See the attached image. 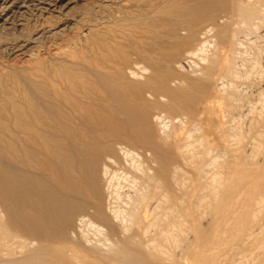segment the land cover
<instances>
[{
  "label": "bare ground",
  "instance_id": "bare-ground-1",
  "mask_svg": "<svg viewBox=\"0 0 264 264\" xmlns=\"http://www.w3.org/2000/svg\"><path fill=\"white\" fill-rule=\"evenodd\" d=\"M216 1L219 0H98L96 1L98 2L96 4L98 6H87L81 14V17L78 18L79 23L82 22L81 25H83L82 28L84 30L82 32L79 31L80 33L78 32V34L76 33V36L74 35L75 33L72 32L74 36L71 38L66 37L67 39L61 37L63 32L62 27L65 26L54 28L57 23L45 20L42 23H37L39 26L35 29L33 28L34 35H30L31 39L29 36L30 41H24L22 39V33L25 32L23 30L25 28V24L22 25L21 23L20 25L19 21V25H15V27H19V29L15 31L16 28L14 29L12 25L14 23L13 20L15 19H11L12 23L8 18L4 19L0 16L2 18H0V21L2 22L0 25L2 27L12 25L14 29L13 32H10L8 27L7 30L9 32L0 34V48H6L9 43H12L13 39L11 38L14 36L20 39L17 43H12L14 45L11 49L14 52V55L17 53H22L23 57H25L24 53L27 55L28 53L34 55L37 48L36 41L39 42V37L45 35L58 37L56 41L52 42L53 45H48L47 47L42 45L44 47L43 50L37 51L36 58L29 62L28 60H30V55L27 60L29 62L28 64L25 63L26 65L24 66L23 63H21L22 65L20 66H22V68H19L20 66L16 67V65L12 68L14 64L12 66L8 64L11 66V68L7 67L9 70L2 69V71H0V129L2 130L0 131L7 135L6 139H0V264H141L140 261L134 258L136 255L133 253H143L142 247L139 248L135 243L137 241H142L144 236L143 233L141 234L140 232L133 233L132 228L134 226H138L142 229L141 232H145L148 228L152 227L160 228V223L164 224V221L159 223V214L163 213L164 215V213H168L171 215L169 212L170 209H168L169 207H166L167 199L169 198L168 193L169 191H172L171 189L175 187L177 188L179 183L180 185H183L184 182L182 178L179 180L178 184L176 183L173 177L179 171H177L174 167V173L172 172L174 176L171 178L170 175L172 173L170 174L169 172L170 166H167L166 164V162H168L166 161V157L170 149L174 148L178 150V153L180 152L183 154L185 152L187 154L189 149L190 152H192L191 150L193 148H189L187 146L188 144L185 145V142L189 141V133V136L186 134V136H188L187 141H183L184 143L182 142L186 146L185 147L181 144V141L184 139V137L182 139L181 136L183 135V132L180 133L181 131L179 130V132H177L175 131L176 128H173V130L167 134L168 136L155 137L150 144L146 143L147 149H144L145 159H143L144 156H142L143 162L145 160V163L147 164V170H145V172L142 171L139 166H136L135 162L137 159L135 160V158L138 157L136 153L128 148H119L121 144L119 147H115L116 145L113 143V139L115 140V138L121 137L129 141L134 138L132 142H137L140 139V133H137V129L140 131L142 128V122H140V119L143 117L145 118L148 114H151L149 112L150 110L152 111L155 104L154 99L159 97L162 99V97L165 98L175 94L171 89L170 85L172 84L169 82V78L172 75L173 70L175 71L174 68H176V70H181V68H183V66L180 65L181 62L179 61V63L177 61L180 51H184V49L188 46L191 47V45L196 44V42L199 41L198 39H200L198 36H202L201 33H198L199 31L201 32V28L199 30L198 27L194 26L195 24L193 26L196 29L198 28L197 30L199 31L194 28V30L191 29V31H182L180 25L185 24H181V16L184 17V14L187 15V17L189 16V18H193L196 22H200L196 25H204V23L211 24V29H207L208 31L205 29V34H208V38L205 37L206 39L204 42H199L198 45L196 44L197 49L195 51H188L189 53H187L189 56L193 57L199 55L204 56L200 59V61L204 62L207 65V68L201 76L202 81L212 83H214V81H220L221 83L232 76L234 78V75H237L238 77L244 75V78L247 77V79H249L251 77H249V75L260 68L258 66L259 63L256 61L257 59H254V61L249 60L248 63L250 61L252 63L248 65L247 63H244L248 66L243 65L244 68H248L247 71L245 69L244 72L239 75V72H234V69L239 67L236 66L237 52L241 47L243 48L242 42L239 41L242 39L239 36L241 33L249 36V34L254 32V30V33L256 34V30L258 31L260 26H264V21L262 18H259V12H261L260 10H263L264 6L263 8L261 6L262 9L259 10V7H257L256 4H249L244 0H238L236 4L237 6H231L229 4L226 5V3H223L224 5L215 9L212 7L215 6ZM222 1L224 2V0L219 2L222 3ZM227 1L229 3L231 2V0ZM36 2L38 1L36 0ZM27 3L30 2H28V0H4V3H2L3 7L0 6V9L1 11L4 9L20 13L23 11L24 13L28 8ZM220 3H218L217 6H220ZM75 5L76 0H61L56 7V10H58L61 15H69ZM43 12H45V10ZM12 13L13 12L10 13V18H12ZM191 15L195 16L192 17ZM18 16L20 17V14ZM16 17L17 16H15V18ZM22 18L24 19L25 17ZM18 19L19 18L17 17V20ZM184 28L188 29L187 27ZM1 30L3 31V29ZM4 31H6V28ZM258 34L259 32L257 35ZM65 35H67V33ZM247 38L248 37H246V39ZM260 38H262V36ZM21 39L24 42L21 41ZM10 40L11 42H9ZM6 42L9 43L7 44ZM39 47L41 48V45ZM209 47L212 51H209ZM7 48L10 49L9 46ZM1 49L0 54L4 52H1ZM40 52L43 54H40ZM240 52L241 51H239V53ZM9 53L10 52L6 54L9 55ZM6 54L4 52V55ZM19 56H21V54ZM0 59H2V56ZM174 59H177L176 62ZM2 61L4 62V59ZM1 64L3 65L2 62ZM199 81L200 80L195 81L194 83L199 85ZM224 83L225 82H223V84ZM189 86L190 89L188 88V90L198 88L197 86L195 87V84L191 85V83ZM183 92L185 91L183 90ZM263 92L259 93L260 97L258 98L261 99V97H264ZM185 94L183 96L185 98L188 97L185 96ZM187 95L189 94L187 93ZM166 101L167 100H163L162 102ZM261 101H259L260 105ZM210 102L205 104L204 107L202 106L203 110L201 115L204 118L207 117L208 122L205 120V123L209 125V127L213 126L214 122H217L215 124L219 127L220 125L218 124L223 123L219 120V113L216 111V109H218V107L215 106L216 101ZM263 108L262 110H259V113L260 111L264 112ZM191 114L194 113L192 112ZM260 114L258 116H261ZM139 115L142 117H139ZM138 117L139 121H136ZM159 118L160 117H158V120ZM136 122L140 123H138V128L135 127L137 124L134 126ZM180 123L182 122L180 121ZM132 126H134L133 128H136L134 131ZM165 126L167 127V124H165ZM193 126L196 128L195 126L197 125L193 124L191 129H194ZM175 127H178L177 129L180 128V126ZM219 128L221 129V126ZM128 129H130V132L127 131ZM134 132L135 134H133ZM3 136L2 138H4ZM191 142L192 141H190V143ZM199 143L201 144V142H198L197 144L200 145ZM192 146L194 148L196 147L193 143ZM177 150L175 151L177 152ZM196 151L194 150L192 153L197 155ZM190 152H188V156L192 158L194 154L193 156H190L192 155ZM186 154L184 156H187ZM207 156L208 155H206V157ZM180 157L183 158L182 156ZM214 160L215 159L212 161L213 164ZM127 165L129 166L128 171L130 170V173L131 169L134 168L133 171L137 170L138 172L141 170V173L145 172L147 174V177L143 176L146 177L144 179L139 173L144 180L148 178V184H145L147 182H141V184L143 183L144 188H147L145 185L149 186L150 189L148 188V192H146V190L142 191L144 189L142 188L143 185L141 187V184L137 181L138 183L136 184H140L141 189L139 190H141V194H143L142 196L139 195V197L135 194V200H132V197L131 199H128L126 196L125 198H127L129 202L131 200L130 203L134 204H130V206L133 207H130L131 209L129 210L128 206V209L126 208L128 211L125 212L123 211L125 209L121 208L123 209L121 210L119 207L114 206V204L117 203H114L116 200L111 202L109 198H103V185H101L100 181L105 180L108 182L110 188H112V184H115L113 183L115 180L116 183L117 180L120 179L128 182L130 176L127 174ZM182 167L181 169H183ZM244 167V169L242 166L239 168L245 170L247 167ZM248 169H246V171H249ZM255 169H252L253 172L251 171V174L256 172L257 169ZM259 169L263 170V167ZM235 170L237 174L233 173L234 171L232 172L233 179H236L238 182L246 180V177H244L241 172L237 171L239 169ZM263 171L259 176L255 177L256 180H254V182L250 179L254 176H250L248 173L250 176L249 181L252 183L251 185L249 184L251 188L246 190L247 192L249 191L247 195L245 190H243L246 195V199L243 201L245 204L246 202L251 203L262 189L264 191ZM245 173L247 174V172H244V174ZM258 173H260V171ZM181 174H183V172H181ZM219 175L216 174L211 177L213 182L210 183L211 186L208 188L210 189L209 195L211 194L210 196H212L215 201L216 198H218L217 192L219 188H223L221 184L223 179L220 178L221 182L217 179ZM231 175L232 174L227 177H232ZM234 175L237 178H234ZM140 176H137L138 178L136 179H140ZM215 176L217 178L213 179ZM177 177L178 176H176V178ZM143 179L139 181H142ZM172 179L173 182L175 181L174 185L176 186L174 187L171 186L173 184ZM230 179L232 180V178H229L228 180ZM226 180L225 184L227 186L229 181H227V183ZM247 180L243 181V183L248 182ZM122 183L124 185V181ZM185 184H187V181H185ZM235 184L236 183L233 185ZM231 185L232 184H230V187L233 186ZM118 187L119 186H116V188ZM207 187L209 186L206 184V189ZM230 187L228 188L230 189ZM113 188H115V186ZM237 188L233 187V191ZM119 189L121 190V188ZM186 189L188 190V188ZM116 190L114 189L115 194L117 193ZM177 190L179 191V189ZM204 190L203 192H205ZM182 191L185 192L186 190L184 191L182 188ZM227 192L230 191L228 190ZM177 194L178 192L176 195ZM113 195L114 194H112L111 197H113ZM184 196L181 197V199H184ZM193 196H195L194 192ZM200 197H198V199ZM238 197H241V195ZM185 199L187 200V198ZM200 200H198V202ZM204 200L206 202V198ZM188 202H191V199H188ZM256 202L257 204L260 203L264 206L263 200ZM179 203L180 202H178V204ZM199 203H203V205L205 204L202 200ZM245 204L244 206H246ZM126 205H129V203ZM179 205L181 206V204ZM252 205L254 206V204L251 203V206ZM169 206L171 207V205ZM189 206L191 205L188 204V207ZM258 206L260 207L261 205H257V207ZM138 207H141L142 209L138 210ZM183 207H185V205ZM193 209L195 210L194 207ZM243 209H245V207ZM173 210L171 209L170 211ZM76 211L81 213L77 222L79 225H82V227L84 226V230H80V232H82L80 233L77 241H72L73 239L70 240L69 231H64L63 234L62 232L64 228L61 229L62 232L59 235H52V232L49 230L50 228L48 229L47 227H49L50 224H55L54 222L58 223L57 221H61V219L63 220L65 216L73 220L72 216ZM124 212L126 214H124ZM179 212L182 213V210ZM248 212L250 213V211ZM183 213L181 215L185 218L186 216ZM236 214V217L240 216L238 213ZM240 214H243L242 211ZM245 215L244 217H246ZM164 217L169 218L166 217V215H164ZM164 217L161 219H164ZM244 217L242 216V218ZM175 219V221L178 220L177 218ZM182 219L180 218L179 221ZM237 219H239V217H237ZM72 220L69 221L70 225L72 224L71 222H73ZM234 220L236 221V218ZM234 220H231V222ZM63 221L62 223L64 224ZM66 221L67 220H65V223ZM40 222H43L49 230V235H51V237L49 235L47 236L50 238H52V236L54 237L52 240L57 238L61 241L62 238L63 242L61 241L62 244L59 243L61 245H59L60 248H58L61 253L63 252L62 250L66 251V248L71 247V251H68L67 249V255L69 256H65L66 253L65 255H61L59 252L58 254V249H53L54 247L47 249L43 245H39L36 249L31 248L36 244V242L41 244L44 241L43 239H45L46 234L43 231H48L45 227H41L45 225H41ZM174 222L170 225H175ZM167 223L168 222H166V225ZM241 223L243 224V221H241ZM58 224L62 225L61 222ZM66 224L69 225L68 221ZM233 224H235V222ZM166 225L163 227H166ZM36 226L39 230L36 229ZM238 226L240 228V230L238 228L239 233H241L242 225L239 224ZM64 227H66V225ZM41 228H43V234L41 233ZM69 228L70 226L68 229ZM85 228H91L90 230L96 229V235L98 237L95 238V241L91 240L88 230ZM180 228L181 226L179 229ZM53 230H55L54 227ZM160 231L162 232V230ZM55 232L57 233L58 231L56 230ZM164 232H166V230H164ZM201 232L202 233L199 232L200 234H198L199 238H202V235L204 238L205 234H203V231ZM251 232L250 234H252ZM198 235L196 238H198ZM71 236L73 235L71 234ZM159 236L160 238H169L168 233L160 234ZM148 237L146 238L148 239ZM156 238H158V236ZM64 240H66V242L68 241V243H64ZM153 242L155 243L156 241L152 239L150 242L151 245ZM146 243L144 242V244ZM145 248L149 249L147 248V245ZM258 250L260 249L258 248ZM187 251L189 252V249ZM193 258L195 264H201V262L210 264L211 262V258L203 254L202 250L199 253L194 254ZM215 260L216 259H214V261Z\"/></svg>",
  "mask_w": 264,
  "mask_h": 264
},
{
  "label": "rangeland",
  "instance_id": "rangeland-1",
  "mask_svg": "<svg viewBox=\"0 0 264 264\" xmlns=\"http://www.w3.org/2000/svg\"><path fill=\"white\" fill-rule=\"evenodd\" d=\"M37 1L38 2H36V0H34V2H33V0H31V1L28 0V2H30V3H27L28 8L24 12L25 15H24L23 11L21 12L23 16L21 15L20 12H15L13 10H4V9H2V11H1V9H0V12L2 13V14L0 13V16L2 18H4V19L8 18L10 22H12L13 19L16 20V21L13 20L14 23L16 22L15 24L12 22L13 23L12 25H13L14 29L16 28L15 31H17L19 29V27H15V25L18 26L19 23H20V25H21V23H22V25H24V24L26 25V26L24 25L25 28L23 29L25 32L22 33V36H23L22 39L24 41L29 40V36L30 35H34V32H33L34 29L39 26V24H37V23H42L45 20L46 21H51V22L57 23V24H55V27L54 28H58L60 26L61 27L62 26H65V27H62V30H63V32L61 34L62 35L61 36L62 38L67 39L69 37L70 38L73 37L74 35L76 36L79 31L82 32L84 30L82 28L83 25H81L82 22L79 23L78 18L81 17V14L85 10V8H87V6H92V5L98 6V5H96L98 3L96 1H98V0H76V5L74 6V8L71 11V13L69 15H67V14L66 15H61V13L58 10H56L57 9L56 7L61 2V0L60 1L59 0H37ZM50 1H51V3H50ZM219 1L221 2V0H219ZM219 1H216L215 6H213L212 8L217 9L218 7H221L222 5H224L225 3H226V5L229 4L231 6H237L236 4L238 2V0H231L230 3L227 0H226V2H225V0H224V2L222 1V3H220ZM244 1L248 2L249 4H256L257 7H259L258 8L259 10L262 9L263 6H264V0H257V2H256V0L255 1L254 0H251V1L250 0H244ZM2 3H4V0H0V4H1L0 6L1 7H3V4ZM218 3H220L221 5L219 4L220 6H217ZM33 4H36V5H33ZM31 5H33V6H31ZM261 6H262V8H261ZM41 8H42V10H41ZM29 9H30V11H29ZM43 9L45 10V12H43L44 11ZM49 9H51V10H49ZM207 10H209V9H207ZM260 11L261 12H259V15L261 17L259 16V18H262V20L264 21V14H262V13H264V8H263V10H260ZM11 12H13L11 14L12 15V18H10L11 17L10 16V13ZM4 13H6V14H4ZM19 14H20V17L18 16ZM41 14L43 15V17H42ZM39 15H40V17H39ZM56 15H58V16H56ZM15 16H17L19 19L17 20V17L15 18ZM21 16L22 17H25V18L23 19ZM44 16H45V19H44ZM194 16H192V17H194ZM20 18H21V20H20ZM187 18H189V16L187 17V15H185V14H184V17L181 16V19H182L181 20L182 21L181 24H185V25H180V28L182 29V31H186V30L187 31H191V29L192 30H194V29L197 30L198 28L200 30V28H201V32L199 30H197V31H199L198 33L199 34L201 33L202 36H200L198 34L199 35L198 38H200V39H198L199 41H197L196 44L198 45L199 42H204V40L206 39L205 37L208 38V36H207L208 34L206 35L205 32L208 31L209 29H211L210 28L211 27V24L210 23H206L205 24L203 22L204 25L203 24L202 25L201 24L196 25L197 23H200V22H196L193 18H189V19H187ZM184 19H186V20H184ZM40 20H41V22H40ZM33 22H36V23H33ZM191 22H192V24L190 25ZM1 23L2 22L0 21V24ZM12 25L11 26H7V27H2L0 25L1 26L0 28L3 29V31L0 29L1 30L0 31L1 33L0 34H3L4 32H9V31L10 32H13L14 29H13ZM193 25L195 27H198V28L196 29ZM200 26H202V27H200ZM8 27L10 29L9 31L7 30ZM184 27H187L188 29H186ZM5 28H6V31H4ZM29 28H30V31H29ZM76 28H78L79 30L76 29ZM205 29H206V31H205ZM259 29H258V31L256 30L257 33L259 32L258 35H257V33L256 34L254 33L255 30H254V32H251L249 34V36L246 35V34H243V33L240 34L239 37L242 40H239V41L242 42L243 48L241 47L240 50H238V52H237V55H236V57H237L236 58V63L237 64H236V66H239V67L242 66V67H240L242 69H240L239 67H236L234 69L235 70L234 72H236V71L239 72L238 73V75H239L240 73H243L245 69H246V71L248 69L246 67L244 68L243 65L244 66H247L248 64L252 63L251 61H254V59L255 60L257 59L256 61L259 63L258 66L260 67V68L258 67L259 69L256 70L257 73L255 71L254 73H252L251 75H249V77L251 76L249 79H247V77L244 78L243 77L244 75L241 76L242 78L240 76L238 77L236 75L237 76L236 77L234 75V78L232 76L231 78L223 81V82H225L224 84H223V82L220 83V81H214V83H212V82H204V81L201 80V76H202L203 72L206 71L207 65L204 62L200 61V59L203 58L204 56H202V55L200 56L199 55V56L193 57V56H189L187 54V53L193 52V51H195L197 49V45L196 44L191 45V47L188 46L187 47L188 49L186 47H184L186 49L182 48V49H184V51L181 50L180 51V55L178 56L179 58H177L178 60L176 59L178 62L179 61L181 62V63L180 62L179 63H180L181 66H183L184 69L181 68V70H182L181 71L178 68L180 70L179 71V70H176V68H174L175 71L173 70V73L171 75L172 77L170 76V78L172 80L169 78V82L172 84V85H170L171 86V89L175 93V94H172L171 95L173 97L167 96L165 98L162 97V99H161V97H159L161 101L159 100V98L154 99L155 100V104L153 106L152 111L150 110V112H149L151 114H148L149 116L147 115L145 118L143 117V118L140 119L141 120L140 122H142V126H141L142 127L141 129L142 130L140 129V131H139V129H137L138 130L137 133L138 132L140 133V135L138 134L140 136V139L137 142H134V141L132 142V140L134 138H132V140H129V141L127 139H123L121 137L115 138V140L113 139V143L116 145L115 147H119L120 144H121L122 147L120 146L119 148H128L131 151H133L134 153H136V155L138 157L135 158V160L137 159L135 163H136V166H139V168L142 169V171L147 170L146 169L147 168L146 167L147 164L145 163V160L143 162V159H145L144 152L147 149L146 143L147 144H150L151 141L155 137H165V136H168L167 134H169V132H171V130H173V128L174 129L176 128L175 131H177V132H179V131H181L180 133L183 132V135H181L182 136V139L184 137L183 140L181 139L182 140L181 141V144L182 145H184L183 143L185 141H187V139H188L187 137L190 135L189 141L185 142V145L188 144L187 146L189 148H191V149L193 148L195 151L196 150L198 151V152L196 151V154L197 155H195V153H192V152H194V150L192 149L191 150L192 152H190V149H189L188 152L192 153V155H190V154L189 155L190 156H193V154H194V156H195V157L193 156L192 158L188 156V152H187V154L184 152L188 156V158H187V156H184L185 155L184 153L183 154L180 153V152L178 153V150L177 149H174L173 148V149H170L169 150V152L171 154H173V155H171L168 152V155L166 157V161H168V162H166V164H167V166H170L169 172L171 174L174 171L173 167L176 168L177 171H179V172H177V174L175 173L176 174L175 176L173 174L174 172L172 173L173 175L171 174L170 176H171V178L174 176L173 178H174V180L176 181L177 184H178L179 180L183 178L184 184L183 185H180V183H179V185H177L178 186L177 188L176 187L173 188L176 185H174L175 184V181L173 182V179H172L173 184L171 186H173L172 187L173 189H171L172 191H169V193H168V195H169L168 197L170 199L169 198L167 199L166 207L167 208L169 207L168 209H170V210L171 209L172 210L173 209L174 210H177L178 209V210L177 211H174V210L173 211H170L169 210V212L171 213V215H169L168 213L167 214L164 213V215H166V217H169V218H165L164 215H163V213L159 214L160 215V217H159L160 219L158 218L160 220V221L158 220L159 223L161 221L162 222L164 221L163 223L166 225V222H168L167 225H166V227H163L165 225L162 224V223H160V225H161L160 228L152 227L154 230L152 228H148L150 230H148V229L146 230L147 231V234H146V231L145 232H141L142 229H140L138 226H137L138 228L136 226H134L132 228L133 233H139L140 232L141 234L143 233V236L145 237V238L144 237L142 238V241H137L135 243L136 246H138L139 248L142 247V249H143L142 250V252H143L142 254L143 255L141 254V252H139V253L136 252V254H135V252L133 253L134 255H136V256L133 255L134 258H136L138 261H140L141 264H161V263H163V264H189V263L195 264L193 256H194V254L199 253L201 250L203 251V254H205L207 257L211 258L210 264H264V247H263L264 246V223H263L264 222V211H263L264 210L263 209L264 206H263V204H260V203L257 204V202H256V201L260 202L262 200L264 201V191H263V189L257 195L258 197L256 196L255 199L251 202L252 204H254V206L253 205L251 206V203H247L246 202V204H245V202H243V201H245L244 199H246L245 196L249 192V191L247 192L246 190L248 188L249 189L251 188L250 185H251L252 182H254V180H256L255 177L259 176L261 174V172L264 170V112L260 111L261 114L259 113V110H262V108L264 107V106H262V105H264V102H263L264 97L263 98L261 97V99L258 98V97H260L259 96V93H261V92L264 91V77H263L264 76V52H263L264 51V38H263L264 37L263 36L264 35V26L263 25L260 26ZM75 31H77V32H75ZM72 32L75 33V34L73 35ZM66 33H67V35H65ZM203 33H204V36H203ZM24 35H25V37H24ZM68 35H70V36H68ZM259 36L260 37L262 36V38H260ZM53 37H54L53 35H45V36L39 37V42L36 41V44H37L36 47L39 48L40 50L36 48V51H35L34 55L31 54V53L30 54L28 53V55L26 53H24L25 54L24 55L25 57H23L22 53L15 54L18 57H16L14 55V52L11 49V47H13V45H14L12 43H17L18 41H20V39H18V37H16V36L12 37L11 38V39H13L12 40V43H9V42H11V40L9 42H6L7 44L9 43L8 46H9L10 49L7 48L8 46L6 48H2V49L0 48L1 49V52L4 51L5 54L8 53V52H10L9 55L8 54L4 55V52L0 54V58L2 56V59H0L1 60L0 61V71H2V69L9 70L8 68H11V66L13 64L14 65L12 66V68L15 67V65H16V67H19L20 65H22L21 63H23V65L25 66L26 65L25 63L28 64L30 61H32V60H34L36 58V56H37L36 55V52L37 51L43 50L44 47L42 45H44L46 47L48 45L49 46L50 45H53L52 42H54V41H56L58 39V37H54V38ZM246 37H248L247 38L248 40L246 39ZM52 38H53V40H52ZM22 39H21V41H23ZM30 39H31V36H30ZM44 39L46 40V42H45ZM250 39L251 40L253 39V40L251 41ZM10 44H12V45H10ZM38 45L39 46L41 45V48ZM209 51H212L210 47H209ZM239 51H241V52L239 53ZM41 53L42 52H40V54ZM181 53H182V55H181ZM209 53H211V52H209ZM20 54H21V56H19ZM28 57H29L30 60H28ZM180 57H182V58H180ZM3 59H4V62L2 61ZM5 59H6V61H5ZM176 60L174 59L175 62H176ZM249 60H251V61L248 63ZM24 61H26V62H24ZM1 62L3 63V65L1 64ZM6 62H7V64H6ZM244 63L245 64L247 63V65H245ZM4 64H5V66H4ZM8 64H10L11 66H9ZM6 65H8V66H6ZM1 66H2V68H1ZM19 68H22V66H20ZM238 69H239V71H238ZM198 80H200L199 81L200 83H199V85H196V83H194V82L195 81H198ZM190 83H191V85L192 84H195V87L197 86L198 88H194L193 87L194 88L193 90H188V88L190 87L189 86ZM183 90L185 92H183ZM189 91H194V92H189ZM181 93H184V94L186 93L185 96H188V97L185 98L183 96L184 94H181ZM187 93L189 95L191 93V95H190L191 97L189 95H187ZM179 96H180V98H179ZM171 98H173V99H171ZM163 100H167V101L166 102H162ZM210 101H212V102H215L216 101L215 102V106L218 107V109H216V111H217V113H219L218 114L219 120L223 123V124H218V125L221 126V129L219 128L220 126L218 127L215 124L217 122H214V125L209 127V125H207L205 123V120H207V117L204 118L201 115L204 105L207 104V103H209ZM259 101H261V105H260V102ZM167 102H169V103H167ZM180 106H183V107H180ZM263 110H264V108H263ZM189 111L191 113L193 112L194 114H191ZM198 114L200 115V117H199ZM259 114L261 116H258ZM141 115H139V117ZM139 117H138L137 120L136 119L135 120L136 121H139ZM158 117H160L159 120H158ZM161 117H163V118H161ZM183 118H184V120H183ZM178 119H179V121H178ZM180 121L182 123H180ZM207 122H208V120H207ZM138 123L136 122L134 124V126L137 124V126H135L137 128H138V125L140 124V123L139 124ZM165 124H167V127L165 126ZM193 124L194 125H197V126H195L196 128H194V126H193L194 129H191ZM200 124H201V126H200ZM134 126H132L133 131H134V129H136V128H133ZM175 126H180V128L177 129L178 127H175ZM222 126H224V127H222ZM186 127H187V129H186ZM199 130H201V131H199ZM1 131H0V139H2V140L3 139H6L7 138V135L4 134ZM127 131L130 132V129H128ZM184 131H186V132H184ZM188 133H189V135H188ZM133 134H135V132ZM186 134L188 136H186ZM2 136L4 138H2ZM129 139H131V138H129ZM190 141H192V142L190 143ZM198 142H201V144L199 143L200 145H198L197 144ZM192 143H193L194 146H196L195 148L192 146ZM144 147H146V148H144ZM175 150H177V152ZM206 153H209V154H206ZM178 155H179V157H178ZM206 155H208V156L206 157ZM142 156H144L143 159H142ZM180 156H182L183 158H181ZM196 156H197V158H196ZM184 158H186V159H184ZM213 159L216 160V161L214 160V164L212 163ZM243 165L247 167L246 169L249 168L248 170L250 172L249 171H246V169L243 170L245 168ZM252 165H254V166H252ZM180 166L181 167L182 166H185V167H182L183 169H181ZM241 166L243 167V169L242 168H239ZM128 167L129 166L127 165L126 166V170L127 171H128ZM253 167H255L257 170L255 168H253ZM257 167H259V168H262L263 167V170H260ZM234 168L235 169H239L237 171L241 172L244 175V177H246L245 178L246 180L248 178V180H247L248 182H246V183L244 182L243 183V181H246V180H243L242 182H238L236 179H233V173H236L237 174V172H236V170ZM129 169H131V168H129ZM252 169H255L256 170V172H254V174H251ZM133 170H134V168L131 169V173L129 172L130 170L127 173L131 177L130 178L128 176L129 177L128 182L126 180L120 179V180H117V183H118L117 184L116 183V180H115V182H113L115 184H112V188H110V186L108 185V182H106L105 180L100 181L101 185H103L102 186L103 191H104L103 192V195H104L103 198L104 199L109 198V200L111 202H114V200H116L114 203L117 202L118 204L116 203L117 206H116V204H114V206L115 207H119L120 209L121 208L125 209V210L121 209V210H123L125 212L128 211L127 210L128 209L127 208L128 206H129V210L133 207V206H130L131 200L129 202L128 199L129 198L131 199V197H132V200H135L136 199V197L134 196L135 194L138 195L137 197H139V195L142 196L143 193L141 194V190H139V189H141V187L143 185V183L141 184V182H144L145 183V182H147V179H148L147 178L146 180H144L147 177L146 176L147 174L145 173L146 171L144 173H141L142 172L141 170L138 171V172H137V170L136 171H133ZM180 171L183 172V174L185 173L184 176H183V174H181ZM257 171L258 172L260 171V173H258ZM175 172H176V170H175ZM244 172H247V174L246 173L244 174ZM139 173L141 174L142 177L143 176H146V177H143L144 178L143 179L140 176ZM248 173H249L250 176L252 175L254 177L253 178H250V176L248 175ZM216 174H218V175L220 174V175L218 176V178L215 176L213 179L217 178L218 180H220V182H221V179H223L222 182H221L223 188L220 186L222 189L219 188V190L217 192V197L218 198H216V201H215L214 198L212 196H210L211 194L209 195L210 189H208V188H210V186H211L210 183L213 182L211 177L214 176V175H216ZM230 174H232L231 175L232 177H229V178H232V180L230 179L231 182H230V180H228L229 178L227 177L228 175L230 176ZM137 176H140L139 177L140 179H136V178H138ZM176 176H178V177L176 178ZM180 176H182V177H180ZM185 176H186V178H185ZM234 178H237V177L235 176ZM249 178L252 179L251 180L252 182L249 181ZM134 179H136V180H134ZM141 179H143L144 181L143 180L142 181H139ZM177 179H178V181H177ZM209 180H210V182H209ZM225 180H226V182L229 181V183L232 184V185L234 183H236V184L233 185V186L231 185L232 187H230V184L227 182L228 185L226 186ZM123 181H124V185L122 183ZM137 181L141 184V187H140V184H136V183H138ZM185 181H187V184H185ZM234 181H236V182H234ZM128 183H130V184H128ZM145 184H148V182L145 183ZM189 184H191L192 187ZM206 184H207V186H209V187H207L208 190L206 189ZM114 186H115V188H113ZM116 186H119V187L116 188ZM181 186L184 189V191L186 190L185 192L182 191ZM245 186H248V187H245ZM145 187H147V188H144V185H143L142 188H144V189L142 191L146 190V192H148L147 190H149L150 187L149 186H146V185H145ZM185 187L188 188V190ZM228 187H230V189ZM233 187L234 188L235 187L236 188L238 187L237 188L238 190L237 189H234L235 191H233ZM119 188H121V190ZM114 189L115 190L117 189L116 190L117 191L116 194H115ZM177 189H179V191ZM204 189H206V190H204ZM203 190L205 192H203ZM220 190H221V192H220ZM226 190L227 191L229 190L230 192H227ZM243 190H245L246 195L244 194L245 192ZM112 191H114V192H112ZM136 192H138V193H136ZM177 192H178V194L180 192V194L179 195L178 194L176 195ZM193 192H194V195L195 196H193ZM189 193H190V195H189ZM191 193H192V195H191ZM112 194H114L113 197H111ZM203 195H205V196H203ZM240 195H241V197H238ZM126 196H127L128 199L125 198ZM176 196L178 197V199H177ZM183 196L185 198H187V200L185 198H184L185 200L184 199H181V197H183ZM200 196H202V197H200ZM120 197H122V198H120ZM198 197H200V198L198 199ZM117 198H120V199H117ZM205 198H206V202L204 200ZM188 199H191V202H188ZM200 199L202 200V202L205 203L204 205H203V203L202 204L199 203V202H201ZM168 200H171V201H168ZM198 200H200V201L198 202ZM127 202L129 203V205H126V204H128ZM171 202H172V204H171ZM178 202H180L179 204H181L182 208L178 204ZM195 202H197V203H195ZM175 203H177V204H175ZM241 203H242V205H241ZM121 204H122V206H121ZM133 204L134 203H132L131 205H133ZM183 204L185 205V207H183L184 206ZM188 204H190L191 206L188 207ZM244 204L246 206H244ZM247 204H250V205H247ZM169 205H171V207ZM199 205L201 206V209H200V206ZM257 205H261V206L260 207L259 206L257 207ZM248 206H250V207H248ZM193 207L195 208V210L193 209ZM244 207H245V209H243ZM138 208H139L138 210H141L142 209L141 207H138ZM196 208H198V209H196ZM179 209L182 210V213L184 212L183 214H185V216H186L185 218L186 219L182 217V215H181L182 213L179 212L180 211ZM185 209H187V210H185ZM189 209H191V210H189ZM249 209H251V210H249ZM184 210L186 212L188 211L189 214H188V212L186 213ZM196 210H198V211H196ZM241 211H242L243 214H240ZM248 211H250V213ZM125 212H124V214H126ZM172 213H175L176 216H178V215L179 216L176 217L175 214H172ZM236 213H238V215H240V216H237V217H239V219H237V217H236L237 214ZM234 214H235V216H234ZM80 215H81V213L78 212V211H76V212L73 213V216H72L73 220L70 218L73 221V222H71L72 223L71 225H70V222H69L71 220L65 216L63 218V220L64 219L67 220L68 223H69V225L66 224L67 221L65 223V220L63 221L61 219V221H57V222L58 223L61 222L62 225L54 222L55 224H53V225L50 224V226L47 227V228L48 229L50 228L49 230H50V232H52V235H54V234L55 235H59L62 232L61 229L64 228L65 230L63 229V232L62 233L64 234V231L65 232L66 231H69L70 232V237H69L70 240L73 239L72 241H77V239L79 238L80 233L82 232V231L80 232V230L81 229L84 230V226L82 227V225H79V223L77 222ZM241 215L243 217L245 215L246 217L242 218ZM171 216H173V217H171ZM163 217H164V219H161ZM170 217H171V219H170ZM179 217L181 219L182 218L183 219L181 221H179L180 220ZM252 217H253V219H252ZM175 218H177V219L179 218V219L177 221H175L176 220ZM235 218H236V221L238 220L237 222L234 220ZM231 220H234V221L231 222ZM62 221L64 222V224L62 223ZM185 221H186V223H185ZM241 221H243V224L241 223ZM173 222H174V224L176 226L175 225H172L173 226L172 227L170 224H173ZM234 222H235V224H233ZM40 223H41V225L42 224L45 225L43 222H40ZM216 223H219V224H216ZM239 224L242 225L241 226V233H239V230H240V228L238 226ZM47 225H49V224H47ZM65 225H66V227H64ZM186 225L187 226L189 225V226L187 227ZM38 226H40V225H38ZM52 226L54 227L55 230H53V227ZM67 226L68 227L70 226V228L68 229ZM180 226H181V228L179 229ZM41 227H45V229H47L46 228V225L45 226H41ZM256 227H258V228H256ZM66 228H67V230H66ZM163 228H165V229H163ZM217 228H219V229H217ZM238 228H239V230H238ZM36 229H38L37 226H36ZM51 229H52V231H51ZM90 229L91 228H89V229L87 228L86 230H88L89 237L91 238V240L92 241H95L96 240L95 238L98 237L96 235L97 234L96 233L97 231H96V229H94V230L93 229L90 230ZM40 230H41V233H42L43 228H41ZM49 230L47 232H46V230L43 231L44 233H46L45 234V239H43L44 241L41 244H39V242L38 243L36 242V244L31 247L32 249L38 248L39 245L40 246L43 245L47 249L54 247L53 249H56L57 250L58 248H60L59 245H61L62 242H63L62 241V238H61V241L62 242L60 241V239H57L56 237H55L56 239H53L52 240V238H54V237L52 236V238H50L51 235H49L50 234ZM56 230L59 232V233L57 232L58 234L55 232ZM160 230H162V232ZM164 230H166V232H164ZM171 231H172V233H171ZM201 231H203V234H205V237L204 238H203V235H202V238H199V235L198 234L202 233ZM216 231H217V233H216ZM85 232H87V231H85ZM158 232H160V233H158ZM250 232L252 234H250ZM41 233H39V234H41ZM167 233L169 234V238H167V239L160 238V236H159L160 234H167ZM176 233H177V235H176ZM39 234H37V235H39ZM71 234L73 236H71ZM237 234H238V236H237ZM249 234L251 236L252 235L253 236L251 237ZM47 235H49L50 237L47 236ZM197 235H198V238H196ZM157 236H158V238H156ZM206 236H207V239H206ZM146 237H148V239ZM170 237H171V239H170ZM247 237H248V239H247ZM149 238L150 239L151 238L154 239L157 242V244H156V242L155 243L153 242V244L151 245L150 242L152 241V239L150 240ZM233 238H235L236 240L233 239ZM215 239H216V241H215ZM144 242L145 243L148 242V243L144 244ZM172 242H174V243H172ZM59 243H61V244H59ZM64 243H68V241L66 242V240H64ZM196 243H197V245H196ZM146 245H147V248H149V249H146L145 248ZM156 246H157L158 249L156 248ZM258 248L260 250H258ZM67 249H68V251H71V247L70 248H66V251L65 250H62L64 253L63 252L61 253L59 251L60 249H58V254H59V252H60L61 255H65V253H66L65 256H69V255H67ZM188 249H189V252L187 251ZM185 250H186V253L188 252L187 254L185 253ZM161 251H163V252H161ZM211 251L213 252V254H212ZM150 253H152V254H150ZM214 259H216V260L214 261ZM183 260L185 261V263H184ZM202 263L203 262H201V264ZM203 264H206V263H203Z\"/></svg>",
  "mask_w": 264,
  "mask_h": 264
}]
</instances>
